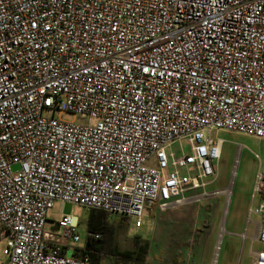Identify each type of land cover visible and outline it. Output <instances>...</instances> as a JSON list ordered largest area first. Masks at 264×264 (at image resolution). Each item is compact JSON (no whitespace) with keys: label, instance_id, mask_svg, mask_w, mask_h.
<instances>
[{"label":"built area","instance_id":"built-area-1","mask_svg":"<svg viewBox=\"0 0 264 264\" xmlns=\"http://www.w3.org/2000/svg\"><path fill=\"white\" fill-rule=\"evenodd\" d=\"M216 130L264 139V0H0V264H96L55 202L140 228L206 194Z\"/></svg>","mask_w":264,"mask_h":264},{"label":"rangeland","instance_id":"rangeland-1","mask_svg":"<svg viewBox=\"0 0 264 264\" xmlns=\"http://www.w3.org/2000/svg\"><path fill=\"white\" fill-rule=\"evenodd\" d=\"M59 118L65 121L77 119L68 114ZM213 135L222 138L224 144L217 165V179L208 186L206 194H190L194 197L165 211L150 206L140 228L135 227L134 219L128 218L126 229L116 235L120 249L131 248V240L139 235L158 245L182 243L187 250L181 252L184 256L179 264H209L215 256V264H252L250 248H264V245L254 241L256 236L250 237L251 223L261 218L247 215L250 207L254 209L258 206L264 193V139L224 130H216ZM179 150L189 153L184 142L172 144L166 152L178 154ZM257 173L262 174V179L257 178ZM256 185L260 187V192L254 190ZM61 208L63 214L78 219L76 230L80 240L71 246L83 247L89 211L85 208L69 203L61 206V203L55 202L47 216L45 231L61 233L57 227L62 216ZM116 217L119 216L108 215L109 220ZM251 240L254 241L252 245ZM5 248L6 243L0 240V262L3 263L6 261Z\"/></svg>","mask_w":264,"mask_h":264},{"label":"trees","instance_id":"trees-1","mask_svg":"<svg viewBox=\"0 0 264 264\" xmlns=\"http://www.w3.org/2000/svg\"><path fill=\"white\" fill-rule=\"evenodd\" d=\"M262 195L264 197V193ZM127 225V217L119 216L109 220L105 212L90 209L86 221L85 248L78 255H86L96 264H146L149 241L136 235L131 240V248L122 250L118 245L117 232L126 229Z\"/></svg>","mask_w":264,"mask_h":264},{"label":"crops","instance_id":"crops-1","mask_svg":"<svg viewBox=\"0 0 264 264\" xmlns=\"http://www.w3.org/2000/svg\"><path fill=\"white\" fill-rule=\"evenodd\" d=\"M196 193H199V192H196ZM192 197H194V196H191L190 194H188L186 196V201ZM262 198H263V195H262V197H260V200ZM248 210H247V215H248ZM260 220L261 219L254 220V222L251 223L252 224V235L250 237L257 235ZM241 236H243V234ZM254 241H255V239H254ZM250 242L252 245V243H253L252 240ZM184 248H185V246L182 243H173L172 242V243L168 244L167 246L166 245L164 246V245L154 244V243L149 241V251L146 255V261L145 262H146V264H169V263L170 264H179L181 262V258L184 256V255H182L184 253H181V252L187 250ZM250 250H251V248H250ZM215 257L211 261L212 263H209V264H215ZM252 261H253V258H252Z\"/></svg>","mask_w":264,"mask_h":264},{"label":"bare ground","instance_id":"bare-ground-1","mask_svg":"<svg viewBox=\"0 0 264 264\" xmlns=\"http://www.w3.org/2000/svg\"><path fill=\"white\" fill-rule=\"evenodd\" d=\"M230 193H229V191H228V195H229Z\"/></svg>","mask_w":264,"mask_h":264}]
</instances>
